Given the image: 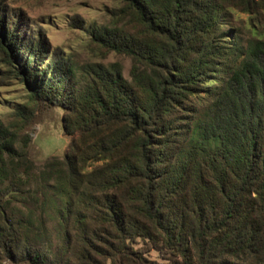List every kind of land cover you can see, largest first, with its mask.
<instances>
[{
	"label": "trees",
	"instance_id": "obj_1",
	"mask_svg": "<svg viewBox=\"0 0 264 264\" xmlns=\"http://www.w3.org/2000/svg\"><path fill=\"white\" fill-rule=\"evenodd\" d=\"M114 13L134 32L92 39L130 58L129 79L0 26L30 104L63 109L70 138L37 164L34 111L0 117V264H264V0H121Z\"/></svg>",
	"mask_w": 264,
	"mask_h": 264
},
{
	"label": "rangeland",
	"instance_id": "obj_2",
	"mask_svg": "<svg viewBox=\"0 0 264 264\" xmlns=\"http://www.w3.org/2000/svg\"><path fill=\"white\" fill-rule=\"evenodd\" d=\"M120 5L121 0H0V26L19 23L22 34L45 41L52 52L72 58L78 65L120 63L129 79L130 58L104 49L92 39V32L100 26H116L118 30L125 27L134 32L130 18L115 17L114 11ZM231 19L232 27L247 36L251 28L248 15L234 11ZM77 20L85 23L83 28L75 25ZM11 71L15 68L0 48V117L12 122L16 105L29 106L34 111L32 126L25 132L30 139V157L42 164L52 156H63L70 144L62 128L63 109L30 104L27 87Z\"/></svg>",
	"mask_w": 264,
	"mask_h": 264
}]
</instances>
